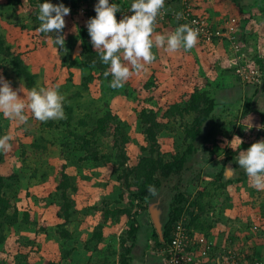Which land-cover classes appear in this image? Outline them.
I'll list each match as a JSON object with an SVG mask.
<instances>
[{"label":"rangeland","instance_id":"1","mask_svg":"<svg viewBox=\"0 0 264 264\" xmlns=\"http://www.w3.org/2000/svg\"><path fill=\"white\" fill-rule=\"evenodd\" d=\"M208 1L215 5L226 2ZM33 2L36 13L31 11V6H25L24 0H20L24 7L14 1L0 0V33L13 51L22 55L28 71L36 75L31 89L59 85V92L65 98V117L41 122L32 118L26 109L29 120L20 124L0 114V136L11 137L10 150L0 151V175L9 185L6 192L17 207L19 218L29 213L30 220L28 224L19 222L7 229L6 241L0 248V264H96L99 258L91 257L84 248L96 230L103 235L105 246L124 239L127 247L133 244L132 256L138 263L141 257L153 256L155 228L149 209L134 216L138 223L134 242L128 235L132 220L114 223L109 218L104 222L103 215L114 209H128L132 214L138 211L122 175L139 158L148 155L149 144L139 120L140 112L158 110V122L162 126L157 137L158 152L153 155L159 154L164 161H169L186 148L184 125L194 115L184 114L183 121L178 115H164L173 104L181 106L194 91L206 92L215 102L214 110L196 140L197 151L189 157L181 174L163 178L157 173L160 191L149 204L158 211L162 230L177 194H183L189 201L197 199L205 210L202 224L213 223L211 236L218 250L221 247L244 253L249 250L254 256L256 253L257 257L264 256V190L255 189L237 164L239 151L264 140V126L254 123L264 115V95L260 97L254 91L234 88L244 85L235 77V80L220 77L217 70L210 73L204 58L201 61L193 48L189 52L154 50L155 60L139 73L133 72L123 88L110 87L111 75H102L100 79L97 72L93 73L92 82L84 86L82 80L89 72L70 69L68 65L82 52L78 33L81 29L87 30L89 18L67 15L69 23L80 24V28L72 29L66 20L61 33L65 43L63 48H57L52 34L41 33L36 28L40 25L39 3ZM29 4L32 5L31 0ZM253 8L264 15L260 12V9L264 11V0ZM241 19V16L236 18L238 32L234 33L239 52L234 50V42L227 41L201 46L199 52L213 56L210 59L214 61L215 51L225 50L222 47L225 45L231 57H241L245 43L239 35V31L243 32ZM260 34L248 36L250 48H256L253 40L259 39ZM192 59L198 68L190 64ZM0 75L14 90L20 89L21 98L31 90L9 70L6 73L0 70ZM225 94L233 98H222ZM105 113L119 119L116 140L111 136L101 138L87 151L80 149L84 142L81 137L89 138L96 120ZM236 138L243 141L238 149ZM120 154L125 155V161ZM58 186L63 188L57 189ZM200 189L206 192L201 195ZM67 208L71 215L65 221L58 214H64ZM159 259L163 257L160 255Z\"/></svg>","mask_w":264,"mask_h":264},{"label":"trees","instance_id":"2","mask_svg":"<svg viewBox=\"0 0 264 264\" xmlns=\"http://www.w3.org/2000/svg\"><path fill=\"white\" fill-rule=\"evenodd\" d=\"M16 2L19 6H23L20 4V0H8ZM54 0H50L53 3ZM58 3H63L65 6L70 8V12H73V9L77 8L81 1L87 0H58ZM176 4L173 7V10H170L168 7H164L162 11L167 12L164 17L163 21L157 19L155 25L161 24H174L179 27L181 24H186V22L182 19H178V15L183 13L184 10L186 13L191 12L201 19H206L211 27L214 26H222L224 18L217 23L210 22L207 18L203 17L204 15L195 14L196 8L193 3V0H189L186 5H182L178 2V0H172ZM43 0H35V3H41ZM116 4L120 6V12H117L116 18L117 20L122 18L124 14V6L119 2V0H114ZM32 5L31 11L36 13L35 4L33 0H31ZM54 4V3H53ZM34 5V6H33ZM126 10H129L126 9ZM71 12V15H74ZM32 14V13H31ZM95 14L91 15L94 17ZM81 17V16H80ZM231 18V17H230ZM39 26H36L38 28ZM79 42L82 47V56H76L74 60H71L68 68L75 69V70H87L89 73L87 76L83 78L82 84L86 86V83L92 82L94 79V72L100 74L99 78L102 79V75H104L105 71H107L108 66L101 63L99 56L93 49L90 43V37L86 29H81L78 33ZM81 41H83L81 43ZM245 42V41H244ZM247 42V41H246ZM197 43L200 46H206L199 41ZM243 47V45H242ZM155 49H152L154 51ZM234 56L230 57L229 60H232ZM239 62L242 65H249L246 61H244L243 56L239 57ZM264 63V62H263ZM251 66V65H250ZM263 67V64L260 65ZM0 70L3 73H6V70L12 72V74L18 78L19 80L23 81L25 87L27 89H31L35 83V74H32L28 71L27 65L22 58V55L13 51L12 47L6 43L4 36L0 33ZM233 68L229 66L227 73L230 74L232 77H235L233 73ZM110 76V75H109ZM149 85V84H148ZM243 86H250V85H243ZM253 87V86H250ZM254 92L257 93L259 90L263 89H256ZM215 107L214 100L208 96L206 92H199L194 91L192 94L187 98L183 104L180 106L178 104H173L170 106L169 110L165 113V117L175 116L178 115L181 120L183 121V115L193 114L194 117L191 122H187L184 125V139L186 140V148L178 154H175L174 157L169 161H164L162 157L158 156L155 157L153 154L158 152V141L157 137L159 132L161 131L160 122H158V114L155 109L151 108L150 110H142L139 114V120L142 125V130L145 135L146 142L149 144L148 155H144L139 158L137 164L127 170V173L122 175V179L126 185L127 191L130 193L132 197V203L137 208L138 211L135 213H131L128 209H114L108 210L103 215L104 222H107L110 218L114 223H119L122 220H132V224L130 225L128 235L131 237V241H135V234L138 230V223L134 220V216L137 213L146 212L149 207V201L155 198V196L159 193L161 182L156 177L157 173L160 174L163 178H169L170 176H178L181 172L185 169L187 161L189 157H191L196 151L197 147L195 146L196 140L201 133V129L206 121L209 119L210 114L213 112ZM118 117L111 115L110 113H105L104 116L96 120V125L93 130L89 133V138L87 136L81 137L83 139V145L80 149L88 150L90 145H96L99 143L101 138L112 137L116 140V136L120 132V127L117 125ZM116 123V124H115ZM256 125L264 126V115H260L258 120L254 122ZM122 139V138H121ZM123 140V139H122ZM118 143V142H117ZM143 152H146V148H142ZM230 154V153H228ZM230 157V155H227ZM95 158V156H93ZM121 159L125 161V155L120 154ZM1 158V154H0ZM100 159V158H99ZM98 160V158H95ZM65 178V176H62ZM130 177V179H128ZM9 188V185L5 183L4 178L0 175V248L4 245L6 241V231L11 227L15 226L17 223L22 222L24 224H28L29 222V213L23 214V217L19 218V211L13 200L7 195L6 190ZM63 188L62 186H58L57 189ZM205 189H200L199 194L205 193ZM205 212L204 207L201 205L200 201L197 199H193L189 201V198L184 197L183 194H177L173 201L170 204L168 219L165 222L162 234H156L154 231L152 233V241L153 244L151 248L154 254V259H156L159 263L161 261L159 256L161 251L164 250L167 245L172 240V233L174 226L176 223L181 220V218H186V227L194 233H199L206 238H212V226L213 223H206L202 224L201 217L202 214ZM70 212L68 208L63 213L58 214V217L65 219V221L69 220ZM201 221V222H200ZM65 237V235H61ZM66 236L69 237V234L66 233ZM104 237L99 231H95L91 237V239L87 242L86 246L84 245L85 250L90 252L91 257L96 255L99 259L97 260L98 263L96 264H132L134 258L132 256V248L133 244L127 247L126 240H121L118 244L115 245H104ZM225 248V247H221ZM218 250L217 248L214 249L212 255H215ZM226 250V249H223ZM111 257L114 260L111 261ZM163 261V259H162Z\"/></svg>","mask_w":264,"mask_h":264},{"label":"clouds","instance_id":"3","mask_svg":"<svg viewBox=\"0 0 264 264\" xmlns=\"http://www.w3.org/2000/svg\"><path fill=\"white\" fill-rule=\"evenodd\" d=\"M24 4L30 7L29 0H24ZM164 7L165 0H132L128 10L131 14L122 15L118 21L115 15L121 11L118 4L110 3V0H96L95 16L87 20L86 28L100 62L108 66L104 75H111L110 87L123 88L133 72L139 73L151 64L155 60L154 47L176 52L191 50L197 44L198 30L188 24H181L168 34L154 35V26ZM69 13L70 8L63 3L53 4L50 0H43L39 4L38 31L52 34L57 48L64 46L65 37L61 33L65 28L64 18ZM18 91L20 89L14 90L0 75V114L4 117L26 124L29 120V115L25 113L27 109L32 118L41 122L64 119L65 98L59 92V85L33 88L22 98ZM10 140L8 135L0 136V151L10 150ZM236 141L238 149L243 141L240 138ZM237 164L255 189L264 190V140L239 151Z\"/></svg>","mask_w":264,"mask_h":264},{"label":"built area","instance_id":"4","mask_svg":"<svg viewBox=\"0 0 264 264\" xmlns=\"http://www.w3.org/2000/svg\"><path fill=\"white\" fill-rule=\"evenodd\" d=\"M188 1L178 0L182 5H186ZM111 2L115 3L114 0H110ZM95 3L96 0L81 1L77 8L71 12L83 18H90L91 15L95 14ZM186 10L178 15V19L184 20L190 27L198 30V41L200 43L207 46L220 41H227L231 44L236 40L234 37L235 31L238 29L236 18L229 17L223 21L222 26L211 27L206 19L196 17L192 12L188 14L185 12ZM123 12L126 15L131 14L128 10ZM166 14L167 12L162 11V15L158 16L157 19L163 21ZM232 46L236 52H239V45L234 42ZM239 60L238 56H234L229 62L230 67L234 69L233 73L236 80L241 84L263 89L264 64L263 67L260 65H242ZM185 224L186 218L183 217L174 226L171 242L161 251L164 264H264V257H250L240 250L230 248H222L221 251L212 255L216 248L215 240L192 232Z\"/></svg>","mask_w":264,"mask_h":264},{"label":"crops","instance_id":"5","mask_svg":"<svg viewBox=\"0 0 264 264\" xmlns=\"http://www.w3.org/2000/svg\"><path fill=\"white\" fill-rule=\"evenodd\" d=\"M261 1V0H260ZM260 1L259 0H226V2L221 4H210V2L208 0L203 1V0H193V3L195 5L196 8V12L197 14L199 13L200 15H207V19L212 22V23H217L220 20L224 19V18H229V17H234V18H239L240 16L242 17V24H243V32L239 31V35L240 37L244 38L245 43H243V49H242V56L244 61H246L247 63H249V65H261L264 64V15L260 14L258 11H256L255 8L252 9L253 6H256L259 4L260 6ZM119 2L124 6V8L122 10H126L130 7V4L132 2V0H119ZM201 2V3H199ZM254 2V4L252 3ZM175 2L172 0H165V6L168 7L170 10H173L174 6H175ZM212 5V7H211ZM261 8V7H260ZM255 12H252V11ZM202 11V12H201ZM264 12L263 9H260V12ZM227 12H230L229 14ZM258 12V13H257ZM223 13V15H222ZM226 13V14H224ZM205 17V18H206ZM65 21H68L69 27H71L72 29H75L76 27V31L80 28V24H73L69 23L71 22V20L67 19L66 17L64 18ZM83 20V19H81ZM119 21V20H118ZM66 24V22H65ZM66 27V25H65ZM177 28L176 25L172 24H161V25H155L154 26V35L159 33V34H168L172 31H174ZM70 29V28H69ZM240 30V29H239ZM261 32V36L259 37V39H257L256 41L253 40V42H256V48L252 49L250 48L248 41V36L252 35L253 33H260ZM242 35V36H241ZM242 38V39H243ZM247 38V39H246ZM247 41V42H246ZM216 47V46H215ZM225 50H226V46L223 45L222 46ZM155 48V47H154ZM201 46L197 43L193 49L195 50L194 52L197 54V56H199V59H201V61L204 58V62L206 63L205 67L208 69V71L211 73L212 70L216 71L220 77H227L230 80L234 79V77H232L230 74L227 73V70L229 68V62H230V52H227V50H222L216 52L215 51V60L211 61L213 59V56L210 57V55H206L205 53H203L202 51L199 52V50H201ZM206 48V47H204ZM249 48V49H248ZM251 49V50H250ZM155 50H157L158 52L160 51V48H155ZM164 50V49H163ZM183 50V49H182ZM262 50V52H261ZM192 51V50H188ZM204 54V55H203ZM216 56L218 58H216ZM212 58V59H210ZM195 59H192V62L190 61V64L194 67V68H198V63H194ZM210 61V62H209ZM203 63V62H201ZM207 74V73H206ZM208 77L210 76V74H207ZM211 77V76H210ZM236 89H242V91L248 90L250 91H255L253 88L251 87H247V86H243L241 85V87H234ZM264 90H259L256 95L262 97L264 94ZM229 94H225L224 99H228V98H233V96H228ZM257 250L255 249V252ZM246 254L248 256H253V257H257V253L256 256L253 255V252H249V250L246 252ZM260 257H264L262 256V254H260ZM138 260H134L132 264H164V261H158L156 259H154V255L153 256H146V257H141V262L138 263Z\"/></svg>","mask_w":264,"mask_h":264},{"label":"water","instance_id":"6","mask_svg":"<svg viewBox=\"0 0 264 264\" xmlns=\"http://www.w3.org/2000/svg\"><path fill=\"white\" fill-rule=\"evenodd\" d=\"M78 44H80V42H78ZM79 45H77L78 48ZM78 54V53H77ZM154 206H152L151 204H149V211L151 214V219H152V223L154 225L155 228V232L157 235H159V237L162 234V230H161V223H160V217H159V213L156 209L153 208ZM163 229V228H162Z\"/></svg>","mask_w":264,"mask_h":264}]
</instances>
